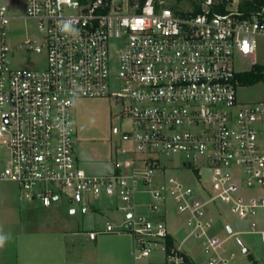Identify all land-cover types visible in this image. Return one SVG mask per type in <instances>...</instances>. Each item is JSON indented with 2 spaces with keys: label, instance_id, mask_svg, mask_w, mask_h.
Wrapping results in <instances>:
<instances>
[{
  "label": "built area",
  "instance_id": "1",
  "mask_svg": "<svg viewBox=\"0 0 264 264\" xmlns=\"http://www.w3.org/2000/svg\"><path fill=\"white\" fill-rule=\"evenodd\" d=\"M24 2L18 13L0 0V182L16 183L25 201L43 208L62 196L85 209L114 198L121 219L89 238L131 235L135 264L157 251L164 264H194L184 251L190 238L201 243L207 264H231L225 241L210 235L209 206L221 201L241 219L264 210V198H236L244 188L264 189V101L240 103L234 67L264 37V0ZM18 22L32 25L22 30ZM19 49L44 54L46 68L15 67ZM85 99L121 106L130 123L118 151L130 155L128 171L92 175L79 164L73 108ZM169 163L219 191L168 174ZM139 195L149 196L145 205L155 216L138 212ZM170 202L185 218L179 242L167 220ZM251 226L247 233L264 243V228Z\"/></svg>",
  "mask_w": 264,
  "mask_h": 264
},
{
  "label": "rangeland",
  "instance_id": "2",
  "mask_svg": "<svg viewBox=\"0 0 264 264\" xmlns=\"http://www.w3.org/2000/svg\"><path fill=\"white\" fill-rule=\"evenodd\" d=\"M8 4L15 12L22 13L24 9V0H1ZM30 25H25L22 22L16 23V28L27 29ZM22 36L12 40L13 44L21 42L24 39L25 32H21ZM29 34H36L31 28ZM255 55L251 59L238 56L234 60V67L239 73L250 71L253 66L264 67V37H256ZM15 67H28L34 70H42L46 68V56L44 54H29L24 49H19L13 58ZM238 98L242 104H253L264 101V82L254 86L240 85L238 90ZM73 120L75 126V151L76 156L83 164H93L96 167L112 158H117L116 149L122 144V134L129 127V120L122 119V108L119 103L114 100L106 99H85L75 103L73 108ZM130 158L129 154H123V159ZM180 156L174 157L172 160L180 161ZM170 168L168 174L177 176L181 180L190 184L194 188L201 191L202 188L212 191L216 194L219 187L207 180H202L199 183L196 173L192 170L180 168L179 165L169 163ZM85 168V167H84ZM23 190L13 182H0V237L3 238V243L0 244V253L2 255H11L12 242L20 234L24 235L30 231L36 232H58L65 230L72 239L73 232H82L95 218V221L104 226L108 221H116L119 214L115 215L108 212L104 216L92 212L94 215H89L92 211L88 208V212L83 213L84 207L80 204H71L64 196L58 202H53L51 208H43L38 202L28 203L22 198ZM208 198L207 195H204ZM238 200L246 203H258L261 198H264V189H242L239 195H236ZM102 209H113L116 206L114 198H102L100 203H96ZM167 213V220L170 226L177 225L180 218L173 210V204L170 202ZM212 211V219L214 226L210 229V235H216L222 240L229 238L224 248L226 255L234 252L236 255L244 253L245 248H251L254 243H263L259 235L247 233L251 231V224L256 222L258 229L264 228V210L258 211V216L255 218L241 219L238 214L234 213L230 205H226L221 201L212 203L209 206ZM75 210V214L71 211ZM95 222V223H96ZM88 224V225H87ZM170 230L176 232L175 226ZM181 230V229H180ZM177 235V239L181 241L187 234V230L183 228ZM232 230L234 233H230ZM236 232H241L235 234ZM81 238L79 236H76ZM186 252L197 262L207 264L209 256L203 252L201 243L195 238H190L184 244ZM228 252V253H227ZM158 257L162 256L157 254ZM162 260V258H159Z\"/></svg>",
  "mask_w": 264,
  "mask_h": 264
},
{
  "label": "crops",
  "instance_id": "3",
  "mask_svg": "<svg viewBox=\"0 0 264 264\" xmlns=\"http://www.w3.org/2000/svg\"><path fill=\"white\" fill-rule=\"evenodd\" d=\"M118 148L119 146L116 149L117 158L115 160L112 158L108 159L100 167L88 163L83 164L80 159H78V162L92 175H110L120 169L128 171L129 169L125 166L123 154L118 151ZM149 200L148 195H139L137 201L140 203V206L137 210L140 213L155 216L145 205ZM90 210L92 211L89 215H94L92 212L103 216L108 212L115 215L114 213L117 212L119 216L115 222L121 219L117 204L113 209H107L108 211L102 209L98 204L95 207H91ZM87 212L88 209L84 208L83 213L86 214ZM71 213L75 214V210H72ZM179 217L181 218L182 216ZM91 218L92 221L88 222L89 225L87 224L88 226H85L82 232H73V235H71L73 236L72 239L62 229L58 230V232L30 231L24 235L20 234L21 236L16 237L12 242L11 255H2L0 253V264H135V243L133 237L129 234L103 233L99 234L95 240H91L89 238L90 232L96 229L103 231L106 224L111 221L101 226V224L95 221V218ZM182 219L185 221L184 217ZM184 221L179 220L177 225H172L175 226L177 232L173 233L171 231L174 242H179L177 235L181 231H184ZM172 226L169 223V227L171 228ZM232 233L234 232L232 231ZM223 240L226 243L230 239L225 238ZM245 250L248 252L245 253ZM184 251L186 252L185 249ZM159 253L160 255L162 254L160 256L162 260L157 255ZM230 254L235 255L231 264H264V243H254L252 249L245 248L244 253L240 255H236L234 252ZM187 255L194 264H202L194 260L188 253ZM147 264H164L163 253L160 251L154 252L147 261Z\"/></svg>",
  "mask_w": 264,
  "mask_h": 264
},
{
  "label": "trees",
  "instance_id": "4",
  "mask_svg": "<svg viewBox=\"0 0 264 264\" xmlns=\"http://www.w3.org/2000/svg\"><path fill=\"white\" fill-rule=\"evenodd\" d=\"M238 79L240 85L245 86H254L264 82V67L255 65L250 71L239 73Z\"/></svg>",
  "mask_w": 264,
  "mask_h": 264
},
{
  "label": "clouds",
  "instance_id": "5",
  "mask_svg": "<svg viewBox=\"0 0 264 264\" xmlns=\"http://www.w3.org/2000/svg\"><path fill=\"white\" fill-rule=\"evenodd\" d=\"M3 243V238L2 237H0V244H2Z\"/></svg>",
  "mask_w": 264,
  "mask_h": 264
},
{
  "label": "water",
  "instance_id": "6",
  "mask_svg": "<svg viewBox=\"0 0 264 264\" xmlns=\"http://www.w3.org/2000/svg\"><path fill=\"white\" fill-rule=\"evenodd\" d=\"M248 251L247 250H245V253H247Z\"/></svg>",
  "mask_w": 264,
  "mask_h": 264
}]
</instances>
